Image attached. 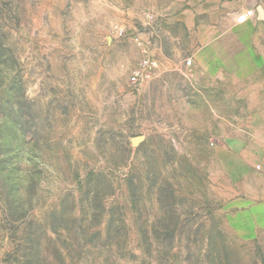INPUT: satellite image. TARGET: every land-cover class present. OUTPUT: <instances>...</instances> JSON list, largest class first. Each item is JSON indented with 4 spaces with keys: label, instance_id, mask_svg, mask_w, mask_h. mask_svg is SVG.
I'll list each match as a JSON object with an SVG mask.
<instances>
[{
    "label": "rangeland",
    "instance_id": "rangeland-1",
    "mask_svg": "<svg viewBox=\"0 0 264 264\" xmlns=\"http://www.w3.org/2000/svg\"><path fill=\"white\" fill-rule=\"evenodd\" d=\"M0 264H264V0H0Z\"/></svg>",
    "mask_w": 264,
    "mask_h": 264
},
{
    "label": "built area",
    "instance_id": "built-area-1",
    "mask_svg": "<svg viewBox=\"0 0 264 264\" xmlns=\"http://www.w3.org/2000/svg\"><path fill=\"white\" fill-rule=\"evenodd\" d=\"M253 12H245L242 15L238 16L236 19L237 24H246L249 19L252 17ZM116 33L120 36L124 35L125 31L123 28H116ZM191 63V61H190ZM158 67V62L149 57L145 58L139 65V67L132 73L131 81L134 84H140L144 81L150 80L152 78V70Z\"/></svg>",
    "mask_w": 264,
    "mask_h": 264
},
{
    "label": "crops",
    "instance_id": "crops-1",
    "mask_svg": "<svg viewBox=\"0 0 264 264\" xmlns=\"http://www.w3.org/2000/svg\"><path fill=\"white\" fill-rule=\"evenodd\" d=\"M247 23H248V22H247ZM247 23H246V24H247ZM238 25H241V24H238ZM242 25H244V24H242Z\"/></svg>",
    "mask_w": 264,
    "mask_h": 264
}]
</instances>
